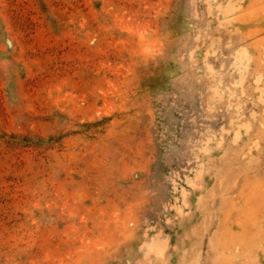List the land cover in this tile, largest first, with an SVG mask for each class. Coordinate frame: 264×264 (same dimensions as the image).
I'll list each match as a JSON object with an SVG mask.
<instances>
[{"label": "rangeland", "instance_id": "obj_1", "mask_svg": "<svg viewBox=\"0 0 264 264\" xmlns=\"http://www.w3.org/2000/svg\"><path fill=\"white\" fill-rule=\"evenodd\" d=\"M0 264H264V0H0Z\"/></svg>", "mask_w": 264, "mask_h": 264}]
</instances>
